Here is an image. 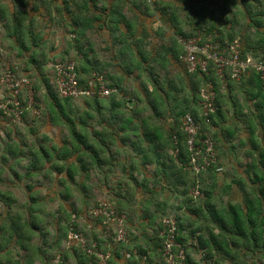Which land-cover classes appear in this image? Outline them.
I'll return each mask as SVG.
<instances>
[{"label": "trees", "instance_id": "1", "mask_svg": "<svg viewBox=\"0 0 264 264\" xmlns=\"http://www.w3.org/2000/svg\"><path fill=\"white\" fill-rule=\"evenodd\" d=\"M100 2H106V0H0V44L10 45L11 51L9 52H15V58L21 57L26 52L27 62L30 65H34L37 71L43 73V66L48 61L44 60L45 63L43 61L40 62L36 57V49L42 45L40 44L43 40L42 30L48 29L50 22L57 26H61L60 24L63 22V27L65 26L64 28L69 29L70 34L74 35V43L72 42L71 46L63 51L67 53L69 49H77L81 59L77 60V63L79 61L77 65L74 59L73 61L76 66L79 86L81 88L87 87L88 82L94 79L95 75H103L99 74L93 59L90 60L89 58V50L92 48L91 44L86 45V50L84 49L83 41L87 40L85 38L86 32L97 33L99 28L94 23L101 21L107 11V17L110 22L116 25L121 22L126 23L127 31L129 33L132 31L130 27L132 23H127L128 19L123 14L126 0H116L114 5H106L101 13L97 9ZM30 5H32V8L28 9ZM39 8L44 9V14L48 17L46 18L48 20L42 23L36 19V13ZM205 33L208 36L212 33H219V30H209ZM219 35L221 40L225 42V38L220 33ZM262 35L264 36V33ZM47 36L48 33L46 34ZM24 37L26 38L25 41ZM128 37L129 34L126 38ZM30 38L31 40L33 39L34 45L31 44V46L27 47L25 43ZM233 39L227 41L231 42ZM242 43L243 55L246 56L247 52L244 42ZM163 48L165 47L162 46L160 49ZM2 54L0 55L1 68L10 69L27 77L14 65L5 63L3 59L6 55ZM139 54L144 55L140 49ZM262 58H264V54ZM142 59L143 62H147L146 58L142 57ZM163 59L161 58L157 62L159 64L164 63L162 62ZM69 61L72 60L68 59L61 62L67 63ZM129 63V59L125 61L127 69ZM22 71L28 73L26 69ZM145 71L147 70L144 69L142 72ZM185 73V78L189 80L188 83L192 88V98L195 100L199 99L200 105L202 100L201 90L208 81L213 82L217 95V83L221 80L217 76L216 69L211 68L210 76L188 73L186 69ZM134 75V79H137L138 75L139 77L141 76V74L137 73ZM104 77L109 82L110 87L117 89L116 93L111 94L106 99L90 96L64 98L58 90L55 75L52 82L56 90L53 89L47 78H43L49 97L47 99L49 104L46 114L47 123L68 131V135L61 144L53 142V136L50 133L42 132L39 136H34L38 126L36 125L37 120H32V113L29 111L31 107H26L20 116V124L29 129L30 135L18 138L12 137L11 134L13 130V128H10L12 126L11 120L14 117H6L0 113L7 120L6 123L1 121L2 124L0 126L4 127L3 129L8 128V130H4L8 140H6L4 149L0 153V239L3 238L7 242L16 237V242H23L26 239L25 237H28L26 232H34L39 227V216L48 208V198L54 195L59 198L60 202L57 209H54L53 215H56L59 225L62 224L63 226L68 248L80 249L82 254L80 257L81 261H92L98 264L97 258L94 255H89L79 243L69 242L68 234L70 229L82 233L87 238L88 244L96 242L102 252H106L102 249L103 241L111 243V247L114 248L125 245V243H117L114 240V229L111 230L110 236L106 237L101 218L95 219L86 214L90 207H96L101 202L93 194V189L98 188L99 184L91 182L90 177L94 175L104 177V181L109 180L113 167L121 163L116 155L121 148L117 147V149L113 150V146L116 148L118 144L121 147H127L126 143L130 139L131 134L137 135L142 131L144 139L146 137L149 143L148 148H150L151 155L144 154L141 158V164L148 168L156 163V171L158 170L167 179H172L170 180V185L178 189L175 193L179 204L171 206L163 198L161 202L156 203L157 211L152 212L148 216L143 215V218L148 221L146 223L147 226L159 233V237L155 235L153 237H155V240H161L162 253L166 234H168L164 220L173 219L176 222L177 230L175 242L181 249L185 250L186 254L190 249L200 252V249L205 250L208 248L203 257L204 262L216 257L214 264L220 263L221 259L218 258L229 259L234 264H248L246 258L250 257V261L253 264H257L254 260H261L264 263V173L254 171L249 176L253 182L260 183L262 186L259 189L248 191L243 205L231 204L225 207H222V204L218 205V202L215 203L213 201L214 192L209 189L207 181L215 179L214 173L220 167L212 165L206 172L196 175L192 174L190 170L191 153L186 144L183 119L187 115H191L201 125L205 123L202 114L199 115L197 113L191 102L186 104V97L183 99L185 101L177 98L180 103L174 107H166V112H164L162 109L164 81H161V83L156 81L154 84V79L150 78L153 85L152 93L142 83L141 87L147 97L140 98L137 94L135 95V92H128L129 89L125 91L123 88L126 85H122L120 78L111 75ZM142 79L143 76H141V81ZM187 80L183 82L182 78L180 82L174 83V93L169 94V90L165 92L167 100L170 99V96L175 97L177 95L178 97L182 95L183 85H185L184 87L187 88V93H189ZM259 82L261 83L260 79ZM149 97H153L154 101L150 100ZM79 99H85L83 108H78L73 102V100ZM21 100L26 106L25 99L22 98ZM146 101L150 103V106H148L150 115L149 117H142L140 113L145 110ZM131 102L133 103L132 106H130ZM215 103L217 106V96ZM142 104L146 106L143 108ZM214 115L207 125L213 124ZM167 116L173 119V123L170 125L169 130L165 131V135L162 134L164 133L162 126V128H157L156 126L148 125L146 121L167 120ZM135 120L141 121L135 122ZM149 127L155 129V134L159 139L150 140L148 132H151V130H149ZM16 129L13 131H17ZM160 134L162 135L159 136ZM202 134L208 133L202 128ZM30 136L36 137V139L38 137L41 138L34 145L28 143ZM167 147L172 148L174 158L161 154V151H164ZM164 160L175 161L176 166L165 170ZM125 162L130 165L132 159H127ZM261 165L264 166V154L261 157ZM132 178L134 176L131 175L130 179ZM35 181L43 182L36 186L34 184ZM204 182H206L205 186H203ZM58 188L64 191L60 194ZM195 190L199 191L198 195L195 194ZM18 192H21V197H19ZM159 197L162 196L154 195L156 199ZM79 198L84 208L79 206L76 208L74 199ZM126 198L130 199L129 196ZM68 201L69 203L66 205ZM105 202L112 203L119 214L125 215L124 228L127 231L129 242V232L126 226L128 221L127 214L114 202L113 198H107ZM128 202L126 201L127 206L129 205ZM123 206L125 207V205ZM174 208L176 209L172 210ZM204 210H206V214ZM73 214L78 216V221L80 219L83 220L82 217L84 215H86L85 220L89 218L94 221L100 228L101 237L103 236L105 239L97 238L93 230H89V232L82 231L79 228L80 223L72 221ZM195 217L197 220H195ZM195 222L199 225V232L195 229L196 227L194 228ZM48 225L49 223L47 222L44 227ZM214 230L218 233H215ZM201 232L205 233V235H202ZM180 248L176 247L174 251L177 253ZM186 264H188V258Z\"/></svg>", "mask_w": 264, "mask_h": 264}, {"label": "crops", "instance_id": "2", "mask_svg": "<svg viewBox=\"0 0 264 264\" xmlns=\"http://www.w3.org/2000/svg\"><path fill=\"white\" fill-rule=\"evenodd\" d=\"M115 1L100 2L97 9L101 13L106 5L112 6ZM31 8L32 5L28 7V9ZM44 13L42 8H39L36 13V19L40 23L48 20ZM106 13L108 14V11ZM107 14L101 21L94 23L99 28L97 33L86 32L87 40L83 41V46L86 50V45L91 44L93 49L89 50L90 60L93 59L96 63L99 74L120 78L122 85L127 87L123 89L125 91L129 89L128 92H135L139 97L143 96L140 98L147 97L141 87L142 83L152 93L153 85L150 78L154 79V84L156 81L160 83L164 81V88H162L164 112H166V107H174L180 103L177 98L185 101L183 99L186 97V104L191 102L197 113L202 114L200 101L192 98V88L188 83L189 80L185 78V53L178 43L180 36L190 37L201 34L205 40L207 37L205 32L219 30L225 41L240 38L244 42L247 55L262 58L264 54V36L262 35L264 33V0H126L123 14L128 19L127 23H132L130 33L127 31L126 23L121 22L116 25L110 22ZM54 26L57 27L50 22L48 27L54 28ZM128 34L129 37L126 38ZM120 38L127 40L125 44L130 45L129 51L123 47L124 51ZM162 46L165 48L160 49ZM139 49L144 54L143 56L139 54ZM103 51L109 52L105 58H103L105 53ZM136 56L139 60L133 62ZM142 57L146 58L147 62H143ZM161 58H164L162 60L164 63L159 64L157 60ZM128 59L130 65L134 63L131 65V71L130 67L127 69L125 64ZM144 69L147 71L142 72ZM136 73L143 76L142 81L139 75L137 79H134ZM182 78L183 82L187 80L189 93L183 85L182 95L170 96L167 100L165 92L169 90V94L174 93V83L180 82ZM217 86L218 108L213 124L202 123L201 127L215 142L218 156L217 166L221 171H215L214 180L205 181L208 182L209 189L214 192L213 201L218 202V205L222 204V207L231 204L243 205L246 193L262 186L260 183L253 182L249 176L254 171L264 173V166L261 165V157L264 154V90L254 71L249 72L238 82L220 81ZM149 99L154 101L153 97ZM131 104L133 105L132 102ZM145 104L147 106L142 104L143 108L146 107L140 116L149 117L150 103L146 101ZM139 121L141 120H135V122ZM146 121L148 125L163 127L164 133L162 134L164 135L173 123V119L169 116L167 120ZM149 130H151L148 132L150 140L159 139L153 127H149ZM129 140L133 141L130 144L132 146L129 155L141 158L142 154L144 155L141 149H147L150 152L149 143L146 137L144 139L142 131L137 135L132 133ZM127 147H122L120 152L126 151ZM161 154L174 158L171 147L165 148ZM117 156L120 158L119 155ZM136 161L133 160L130 165L124 162L122 176L114 172L110 174L112 178L109 177L113 183L109 184L107 180L104 181L106 185L99 184L97 188L101 196H104L103 198H113L128 218L126 226L129 232V242L114 248L111 247V243L103 241L102 249L112 254L111 264H167L161 250V240H155L153 237L154 235L159 237V233L147 226L148 221L143 218V215L148 216L157 211L156 203L161 202L163 198L171 206L179 204L175 193L178 189L170 185L172 179H167L158 170L156 171V163L145 168L141 161ZM164 161L165 170L176 166L175 161ZM131 175L134 178L130 179ZM205 185L206 182L203 183V186ZM103 186L105 189L101 191ZM154 195L162 197L156 199ZM101 196H96V198H101ZM128 196L130 199L126 198ZM48 201V208L39 216V227L34 232H26L28 237H25L23 242H16V237L7 242L3 238L0 239V264H95L92 261H81L80 249L68 248L63 226L59 225L56 215H53L54 209H57L60 202L59 198L51 195ZM126 201H129L128 206ZM68 203L69 201L66 205ZM204 213H207L206 210ZM85 219L86 217L78 221L79 228L88 232L93 230L97 238L105 239L101 237L102 233L98 225L89 218ZM195 220H197L196 217ZM47 222L49 225L44 227ZM198 226L195 222L194 228L196 227L197 232L200 231ZM215 233L218 232L215 231ZM201 234L205 235L203 232ZM207 251L208 248L200 249V252L194 249L188 250V264H214L216 257L204 262L203 257ZM218 259H221L219 264H234L229 259ZM246 261L252 264L250 257L246 258Z\"/></svg>", "mask_w": 264, "mask_h": 264}, {"label": "built area", "instance_id": "3", "mask_svg": "<svg viewBox=\"0 0 264 264\" xmlns=\"http://www.w3.org/2000/svg\"><path fill=\"white\" fill-rule=\"evenodd\" d=\"M179 43L183 46L185 57V67L188 73H199L210 76L211 68L216 69L217 76L223 82L228 79L240 81L249 72L254 71L264 88V58H253L243 55L242 41L236 38L233 41L221 40L218 33H212L203 40L201 34L196 36H180ZM0 63V113L13 120H20V116L25 108L33 106V89L29 79L21 74H17L10 69L1 68ZM54 75L59 92L64 98L97 97L108 98L116 93L115 87H110L104 76H94L88 82L87 87H80L76 66L74 61L67 63H57L54 65ZM32 92V94H31ZM216 91L212 81H208L201 90V110L202 117L206 124L210 123L211 117L216 113ZM25 99L26 106L22 103ZM183 130L186 134V144L191 153L190 170L196 175L206 172L212 165H217L215 143L208 134H202L201 125L191 115L183 119ZM221 171V169H217ZM198 195L199 191L195 190ZM89 216L101 218L106 237L110 236L112 229L115 231V241L117 243H127L128 234L124 228L125 215L119 214L115 206L110 202H100L96 207L87 210ZM84 215L82 218H84ZM72 221L78 222V216L72 215ZM167 225L166 239L163 246V256L167 264H186L185 250L176 244V222L173 219H165ZM69 242L79 243L89 255L97 258L98 264H110L112 254L102 252L96 242L88 244L87 238L80 232L70 229L68 234ZM179 247L176 253L174 249Z\"/></svg>", "mask_w": 264, "mask_h": 264}, {"label": "rangeland", "instance_id": "4", "mask_svg": "<svg viewBox=\"0 0 264 264\" xmlns=\"http://www.w3.org/2000/svg\"><path fill=\"white\" fill-rule=\"evenodd\" d=\"M61 26H54V28L51 27H47L48 29H44L42 30V38L43 40L40 42V44H42L41 46H39L38 49H36V57L40 60V62H44V60H47L48 62H44L45 66H43V73H40L39 71H37V69L35 68L34 65H30L26 58H27V53H23L21 57L19 58H15V52H9L11 51V46L5 43L0 44V55L1 53H3L2 55H6L4 56V62L5 63H9L11 65H14L16 68H18L20 70L21 73H24L27 75L29 81H30V85L33 89V94L31 92V94L33 95V106L30 108L29 111H31L32 113V120H37L36 125L38 126V129L36 128V134L34 136H39L40 134H42V132L44 133H50L53 136V142H55L56 144H61L63 139L68 135V131L66 129H61L55 126H51L47 123V110L49 108V104L47 102L48 97V93L43 81V78H47L49 80V82L51 83V86L53 87L54 90L55 86L53 84V76H54V65H56L57 63H60L61 61H66L68 59H71L73 61V59L76 62V65L79 63H77V60H80L81 57L79 56V53H77V49L76 48H72L69 49L68 52H64L63 50L66 48H69L71 45V43L73 41V36L71 35L70 32L68 31L69 29H66L63 27V22L62 24H60ZM48 33V36L46 37V34ZM21 40V37H20ZM19 40V41H20ZM26 40V38L24 37V41ZM121 43H122V48L125 47L128 51L130 50V45L129 44H125V42H127V40H123L120 39ZM179 43V41H178ZM34 45V41L33 39L31 40L28 39L25 43V45L27 47ZM84 44V43H83ZM181 45V44H180ZM182 46V45H181ZM13 47V46H12ZM121 47V46H119ZM183 47V46H182ZM184 50V48H183ZM9 52V53H8ZM105 52V51H103ZM120 52V51H119ZM8 53V54H7ZM102 55V53H101ZM107 55H109V52H105L103 54V58H105ZM120 56L123 57L120 53ZM135 58V59H134ZM133 58V62L136 60H139L138 57H134ZM106 60L108 61V58H106ZM131 65H134V63H131ZM131 65L129 64V67H131ZM26 69L28 71V73L22 71ZM56 92V91H55ZM136 94V93H135ZM143 97V96H140ZM84 100L85 99H79V100H73V102H75V105L78 106V108H83L84 105ZM132 106V104L130 105ZM34 115V116H33ZM37 117H36V116ZM1 121H4L5 123L7 122V120H5L4 117H2L0 115V125L2 124ZM11 127L16 129L17 131H13L11 132L12 137L14 138H18L21 136H27L30 135L29 129L27 127H25L24 125L20 124V120H11ZM8 124V123H7ZM36 127V126H35ZM4 127L0 126V153L1 151L4 149V145L6 143L7 136L4 134V130H8V128L3 129ZM38 133V134H37ZM41 137H38V139H36V137H32L30 136L28 138V143L29 144H37L38 140H40ZM131 142H133L132 140L128 141L126 143L127 150L126 151H121L119 153H117L116 155L120 156V162L119 164H117L114 169L112 170V174L114 172H117L120 174V176L123 175V171L122 169L124 168V162L128 159H132V161L134 160V162H137L136 160H139L142 162V156L137 157L136 155H129L128 153L130 152L131 149ZM117 147L122 148L120 145H116V148H114L113 146V150L117 149ZM123 149V148H122ZM141 151H144L143 153L145 155L149 154V150L147 149H141ZM141 151L139 152V155L141 153ZM114 152V151H113ZM149 152V153H148ZM130 157H129V156ZM26 163V162H25ZM123 167V168H122ZM106 169V168H105ZM108 170V169H107ZM112 178V175L109 176ZM91 181L101 185H104V177H98V176H94L92 175ZM43 182V181H42ZM41 181H35L34 184L40 185V183H42ZM107 183L111 184L113 183L112 180H108ZM106 185V184H105ZM105 188L104 186L100 189L101 191H103ZM59 193L61 194L64 190L61 188H58ZM93 194L95 196H101L100 192L96 189L93 190ZM19 197H21V192H18ZM59 196V194H58ZM104 196H101V198H97L100 199L101 202L107 200V198H103ZM76 198V197H75ZM76 208H78V206L80 208H84L83 204H81L80 198L79 199H74ZM80 204V205H77ZM257 262V264H264L261 260H254ZM253 264V262H252Z\"/></svg>", "mask_w": 264, "mask_h": 264}, {"label": "clouds", "instance_id": "5", "mask_svg": "<svg viewBox=\"0 0 264 264\" xmlns=\"http://www.w3.org/2000/svg\"><path fill=\"white\" fill-rule=\"evenodd\" d=\"M263 88V87H262ZM264 89V88H263ZM201 131H202V127H201ZM186 263H187V254H186Z\"/></svg>", "mask_w": 264, "mask_h": 264}]
</instances>
